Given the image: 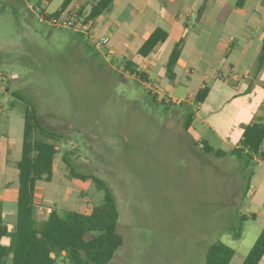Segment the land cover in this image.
<instances>
[{
	"label": "rangeland",
	"instance_id": "374dc122",
	"mask_svg": "<svg viewBox=\"0 0 264 264\" xmlns=\"http://www.w3.org/2000/svg\"><path fill=\"white\" fill-rule=\"evenodd\" d=\"M63 1L0 0V216L7 240L16 228L14 161L29 106L47 129L62 135L55 141L53 177L36 183L35 198L64 213L101 203L102 191L90 179L80 186L64 157L75 172L102 179L114 194L123 243L107 264H206L207 248L217 241L234 249L229 264H241L262 230L264 210L254 219L245 195L252 164L207 153L200 143L206 125L193 119L185 126L199 109L200 68L190 78L193 101L184 85L168 94L146 88L123 67L126 59L94 49L81 20L71 24L74 18L65 15L57 27L39 20L38 2L52 13ZM81 9L86 13L89 6ZM207 143L228 152L216 140Z\"/></svg>",
	"mask_w": 264,
	"mask_h": 264
},
{
	"label": "crops",
	"instance_id": "0c3cea01",
	"mask_svg": "<svg viewBox=\"0 0 264 264\" xmlns=\"http://www.w3.org/2000/svg\"><path fill=\"white\" fill-rule=\"evenodd\" d=\"M96 1L72 0L63 15L75 14L86 4L90 9ZM88 25L91 38L109 37L105 50L110 56L135 61L137 71L148 75L142 82L146 88L155 85L168 94L184 85V93L193 101L189 86L200 68L196 92L206 85L208 93L199 109L193 110L192 121L206 125L201 142L216 140L226 147L228 152L221 158H237L229 152L240 147L246 126L264 124V0H113L109 9ZM156 28L165 30L167 39L147 57H139L138 49ZM177 43L181 51L173 77H169L166 65ZM261 149L264 152V141ZM246 158L237 159L244 166H253L245 195L254 205L255 219L264 210V156ZM38 200L34 201L37 217L43 219L47 216L45 206Z\"/></svg>",
	"mask_w": 264,
	"mask_h": 264
},
{
	"label": "trees",
	"instance_id": "16d2710c",
	"mask_svg": "<svg viewBox=\"0 0 264 264\" xmlns=\"http://www.w3.org/2000/svg\"><path fill=\"white\" fill-rule=\"evenodd\" d=\"M72 0H64L60 8L48 17L61 18ZM113 0H97L88 12L79 9L71 18L87 25L100 14L107 11ZM41 11L44 9L40 2L36 4ZM55 27V26H54ZM168 33L156 28L144 41L137 51L141 58L150 55L154 47L167 39ZM86 45L91 47L87 42ZM92 48V47H91ZM180 43L171 51L166 65L169 77H173V67L180 55ZM264 53V41L262 45ZM97 54V53H96ZM124 68L131 74L138 75L142 82H146L148 75L137 71V64L132 60H125ZM208 87L204 85L196 93L195 101L202 103L207 96ZM149 95L150 92H148ZM156 101V97L151 95ZM192 113L187 116L186 128L191 123ZM35 134L43 137H36ZM49 138L53 141H49ZM62 135L47 129L41 122L35 108L27 106L24 112V128L21 155L16 163L18 179L16 186V228L12 238L9 236L7 225L0 216V264H58L67 260L70 264H107L114 257L115 251L122 245L123 239L117 230L119 212L114 194L110 187L95 176L80 175L74 171L67 157L64 162L68 165L70 174L80 186L90 179L103 196L99 205L90 211H64L53 209L46 217L39 219L35 207L36 183L39 180L50 181L53 177L55 157L59 153L55 141H60ZM264 141V124L254 122L243 131L240 147L229 153L242 158L246 150L247 157L251 154L264 156L262 143ZM201 147L207 153L214 152L222 157L227 152L217 149L214 151L206 141ZM70 154V152H68ZM241 227L234 234L241 236ZM90 234V238H86ZM235 251L229 245L217 241L210 244L205 254L206 264H229ZM264 259V225L254 244L248 251L241 264H258Z\"/></svg>",
	"mask_w": 264,
	"mask_h": 264
},
{
	"label": "built area",
	"instance_id": "2783aa9c",
	"mask_svg": "<svg viewBox=\"0 0 264 264\" xmlns=\"http://www.w3.org/2000/svg\"><path fill=\"white\" fill-rule=\"evenodd\" d=\"M32 8L37 9V7H34V6H32ZM63 17H61V18L48 17L46 11L39 12V20L40 21L50 22L55 27H57L58 22L60 23L61 21H63ZM76 22H79V21H76L73 19L71 24H75ZM79 24H80V26H85V28H87L89 26L88 24L87 25L82 24V22H79ZM108 42H109V37L107 35L98 36L96 38L92 37L93 47L97 52H102L103 50H105L107 45H108ZM52 210H53V208L51 206H47L44 208V212L46 215L49 214Z\"/></svg>",
	"mask_w": 264,
	"mask_h": 264
}]
</instances>
